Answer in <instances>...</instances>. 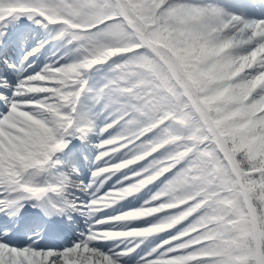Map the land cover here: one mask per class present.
Segmentation results:
<instances>
[{
	"label": "snow or ice",
	"instance_id": "snow-or-ice-1",
	"mask_svg": "<svg viewBox=\"0 0 264 264\" xmlns=\"http://www.w3.org/2000/svg\"><path fill=\"white\" fill-rule=\"evenodd\" d=\"M0 264H264V0H0Z\"/></svg>",
	"mask_w": 264,
	"mask_h": 264
}]
</instances>
